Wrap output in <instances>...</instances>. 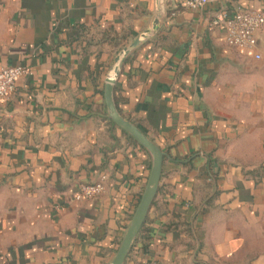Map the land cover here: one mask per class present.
Wrapping results in <instances>:
<instances>
[{
    "label": "crops",
    "instance_id": "obj_1",
    "mask_svg": "<svg viewBox=\"0 0 264 264\" xmlns=\"http://www.w3.org/2000/svg\"><path fill=\"white\" fill-rule=\"evenodd\" d=\"M158 32L114 86L119 113L167 154L124 264H264V27L230 47L216 12L264 0H162ZM155 0H0V264H108L149 176L148 153L107 116L114 59ZM259 54L260 58H255ZM101 194L75 200L81 184Z\"/></svg>",
    "mask_w": 264,
    "mask_h": 264
},
{
    "label": "water",
    "instance_id": "obj_2",
    "mask_svg": "<svg viewBox=\"0 0 264 264\" xmlns=\"http://www.w3.org/2000/svg\"><path fill=\"white\" fill-rule=\"evenodd\" d=\"M164 16L162 0H155L154 18L150 26L143 31L131 44L123 47L114 59L111 74L105 80L104 102L108 118L131 138H133L149 155L151 167L144 190L136 206L134 214L128 224L124 236L117 248L114 257L108 264H124L135 239L146 219L162 173L163 158L167 156L150 138H148L136 125L126 120L118 111L114 100V86L121 73L122 66L128 55L140 45L154 36L161 25Z\"/></svg>",
    "mask_w": 264,
    "mask_h": 264
},
{
    "label": "built area",
    "instance_id": "obj_3",
    "mask_svg": "<svg viewBox=\"0 0 264 264\" xmlns=\"http://www.w3.org/2000/svg\"><path fill=\"white\" fill-rule=\"evenodd\" d=\"M211 1L227 0H180L185 9L200 10ZM211 25L220 26L225 31V42L230 47L254 49L257 46V34L264 27V13L254 9H228L221 7L211 20ZM259 59L260 55L255 54ZM21 65L0 67V98L10 94L15 87L16 79L24 73ZM104 190L102 182L81 184L75 200L91 198Z\"/></svg>",
    "mask_w": 264,
    "mask_h": 264
}]
</instances>
